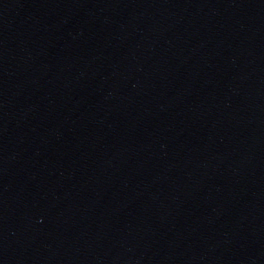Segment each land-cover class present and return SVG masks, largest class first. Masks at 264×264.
Instances as JSON below:
<instances>
[{"label":"water","instance_id":"water-1","mask_svg":"<svg viewBox=\"0 0 264 264\" xmlns=\"http://www.w3.org/2000/svg\"><path fill=\"white\" fill-rule=\"evenodd\" d=\"M0 264H264V0H0Z\"/></svg>","mask_w":264,"mask_h":264}]
</instances>
